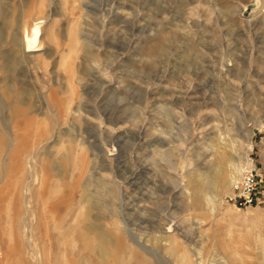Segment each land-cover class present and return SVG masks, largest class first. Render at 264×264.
I'll return each instance as SVG.
<instances>
[{
	"label": "rangeland",
	"instance_id": "rangeland-1",
	"mask_svg": "<svg viewBox=\"0 0 264 264\" xmlns=\"http://www.w3.org/2000/svg\"><path fill=\"white\" fill-rule=\"evenodd\" d=\"M83 154L119 192L106 216L161 257L116 233L106 264H263L264 0H0V264H39L23 219L40 264L101 263L69 231L74 217L54 229L44 213L95 192ZM242 157L260 182L246 207L227 201ZM36 161L45 187L28 180L25 218L18 191ZM219 165L227 178L200 192Z\"/></svg>",
	"mask_w": 264,
	"mask_h": 264
},
{
	"label": "bare ground",
	"instance_id": "bare-ground-1",
	"mask_svg": "<svg viewBox=\"0 0 264 264\" xmlns=\"http://www.w3.org/2000/svg\"><path fill=\"white\" fill-rule=\"evenodd\" d=\"M33 49H29L28 51L24 50L23 51V59H29V56L25 55L26 52H31ZM18 101V100H16ZM19 102V101H18ZM21 104H31L30 101L27 98L23 99L22 101L20 100ZM73 103V99H71L68 104H67V110L60 112V121L59 122H64L67 125L70 124V121L72 120L70 113L68 110L71 109ZM37 115H43L41 112H38ZM124 122V121H123ZM71 126V125H70ZM77 126V125H76ZM116 126V125H115ZM72 127V126H71ZM123 130V129H122ZM41 146L37 148L39 150ZM88 148V147H87ZM249 148L252 150L253 144L252 142H249ZM89 153V152H88ZM40 155H34V159H36ZM90 154L82 155L84 158H80L82 161V167L80 170V174L82 176H85L88 173V177L86 178V183L83 185L84 188H88L91 183H96V190L95 192L90 191L91 189L88 188V192L84 194L79 201H75L74 199H69L67 200L66 198H61L59 200L47 201L45 203V210L44 213L48 214L51 213L52 218L47 219L48 221H52V224L54 226V229L59 228L61 229L62 227L68 225L69 231L76 232V237L78 238L79 241L82 243V248L83 250H87L88 252H95L98 251L99 258H101V263L100 264H106L109 256H111V250L116 247L121 242L120 237L115 236V234H128L129 235V228L128 225H122L121 219L118 218L116 215V212L109 211L112 215V220L111 218H108L106 214L104 213L107 210L109 204H105V197H109L111 192H114V196L118 198L119 192H115L113 189L107 188L108 191H104V188L106 187L103 183H98L96 180L92 177L91 173L93 171L94 167V161H90L89 157ZM79 158V157H78ZM33 160V159H32ZM229 162V160L225 161ZM237 174H240L243 172V170L247 169L250 166H254L250 158H239L233 160V163H231ZM38 166L37 161L34 162V166H31L29 168V177L27 178L25 184L23 185L21 194L20 190L18 191V199L21 202L22 205V210H23V215L27 216V218H31L32 216H35L34 211L29 209V204L30 202L28 201V194L30 193L31 197L34 198V193L32 192V186L30 182L28 181L29 179H32L31 181L33 182H39L40 179L42 180L41 184L43 185V188L45 187V182L43 179V175L41 176L38 172L36 167ZM105 169V168H103ZM106 170V169H105ZM104 170V171H105ZM109 170V169H108ZM226 177V171L223 166H210L207 170L206 173H203V179L204 184H202L200 188V192H211L214 189L218 187V183L222 181ZM131 178V177H129ZM227 178V177H226ZM233 179V177H232ZM231 179V180H232ZM237 179V178H236ZM235 178L233 180H236ZM125 180V179H123ZM107 182V181H106ZM131 182V180L129 181ZM129 182H124L125 184H129ZM117 185V183H115ZM232 189V184H230ZM118 186V185H117ZM121 186V185H119ZM131 186H137L135 183H132ZM122 188V187H120ZM230 189V190H231ZM110 210V209H109ZM147 210V209H146ZM62 214H61V213ZM107 213V211H106ZM64 217H74V223H66L64 224L65 221H63ZM46 219V218H44ZM23 228H24V233L26 234V239H27V244L29 249L32 252L33 257H35L37 263L39 262L40 264V259L41 257L39 256V252H37L35 245L33 244V235L30 233V226L29 222L25 219H23ZM40 220H43L40 219ZM166 225H169L170 228V222L167 223ZM131 232V231H130ZM133 233V232H131ZM94 238L97 239L98 243L95 244L93 241ZM129 238L131 239L132 243L146 251L153 259L156 260H161V257L155 254V252L149 251L144 244H142L138 239L134 236V234L129 235ZM116 239V240H115ZM97 253V252H96ZM86 264H91L87 263ZM162 264H166L165 261ZM264 264V262H263Z\"/></svg>",
	"mask_w": 264,
	"mask_h": 264
},
{
	"label": "built area",
	"instance_id": "built-area-1",
	"mask_svg": "<svg viewBox=\"0 0 264 264\" xmlns=\"http://www.w3.org/2000/svg\"><path fill=\"white\" fill-rule=\"evenodd\" d=\"M258 174L253 166L243 170L234 181L231 193L227 195V201L238 206H251L261 199L259 194Z\"/></svg>",
	"mask_w": 264,
	"mask_h": 264
}]
</instances>
